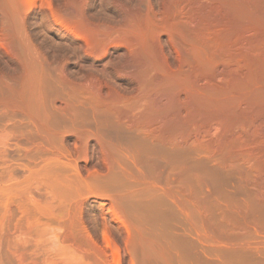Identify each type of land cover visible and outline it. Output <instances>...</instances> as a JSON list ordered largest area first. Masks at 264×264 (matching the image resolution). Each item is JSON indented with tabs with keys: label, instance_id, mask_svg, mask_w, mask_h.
<instances>
[{
	"label": "bare ground",
	"instance_id": "obj_1",
	"mask_svg": "<svg viewBox=\"0 0 264 264\" xmlns=\"http://www.w3.org/2000/svg\"><path fill=\"white\" fill-rule=\"evenodd\" d=\"M20 1L24 0H0V12L5 21L3 22L4 27H0V44L9 52L10 57L18 56L17 45L14 41L16 29L14 18L19 13L14 12L16 8L18 9V7H15L16 3ZM26 1L31 2V0ZM137 1L138 4L136 7L133 6L134 8H124V10L122 7L123 17L121 18L123 21L113 26H109L108 23H105L107 25H102V23L96 25V21L95 24H91L84 6L87 4L85 3L86 0H68V2L51 6V16L49 17L51 23L56 26L55 30L64 39L72 40L73 45L71 46H74V49L72 48L73 51L70 53L68 46L66 48L68 52L62 54L59 61L55 60L57 64L53 63L55 58H52L53 60H49V62L46 59V62L58 71L59 78L64 86V89H62L65 90L68 97L71 98L70 95L75 92L79 93L83 98L79 102H88L87 104H90L94 114H97L98 111L109 116L111 119L107 118L108 121L104 117L107 123L111 120L114 126L125 134L122 137L127 136L130 139V143L124 146L121 143L118 145L115 138V143L109 140L112 136L109 135V138L106 136L107 133L105 134L102 130L103 123H99V119L95 117V114L94 117L98 120H96L94 128L93 126L76 125L71 130L67 129L68 136L65 139L63 138L64 143L62 144L64 147L62 148V154H60L62 157L51 161L49 159L43 160L40 163L35 161L34 166L32 165L34 163H31L33 167L22 181L10 183L1 181L0 264H5L4 259L6 257L13 258L16 264H46V253L50 243L48 242L50 236L48 223L46 224L44 220L35 218L36 221H31L34 225L31 223L27 229L22 228V226L12 227L10 223L14 208L17 207L15 210L18 209L20 214H23L25 210H28L27 206L31 207V205H28L31 202L35 205L32 204L41 217H49L48 205L44 204L45 201L36 202L33 199L34 196L29 195L33 194L30 191L33 189L31 185L34 182H36V185L39 182L45 187H51L52 190L49 191L53 192L52 196L54 195L55 197H53L61 202L66 191L82 192V189L86 188L84 185L89 187L88 182L90 183L89 180L94 178L92 177V175L95 176L94 172L98 173L96 174L97 177L100 175L98 178L101 175L104 177L110 175L111 179L114 177L112 175H117V178L122 177L123 179L124 176L121 175L120 169L123 173L126 170L123 168L121 159H127L125 160L127 165L132 163L142 173V193H140L144 203L159 205L165 199L164 203L167 204L168 201V204L170 202L175 207H190L193 211L196 207L205 208L207 212L209 211L208 214H211L210 211L215 210V205H218L217 207L247 208L250 205L255 204L257 206L258 204L263 205L262 209L264 210V0ZM19 12L22 13L20 16L24 22L27 13L24 10ZM64 15L73 20L74 24L71 27L73 29H62L63 21L68 20L62 19ZM6 51L5 55L8 54ZM19 59L20 66H18L21 78L18 72L17 75L22 79V86L19 93H14L11 103L14 106L17 105L15 107L26 108L31 113L39 112L41 110L38 109V106H41L42 109L41 103H38L39 95H41V93H38L37 87L39 77L36 76V71L32 69L33 66L30 64L31 61L29 63V59L21 57ZM71 60L78 68L75 73L71 70ZM13 91L15 90L13 89ZM9 96L6 98H9ZM63 98L67 97L64 96ZM41 99L39 101H42ZM57 99L59 101L55 105L53 102L52 106L54 105L53 107H57L65 113L62 117L68 115L74 121L75 118H80L76 115L77 108L74 109L71 100H60V97ZM45 107H47V103ZM80 108L83 112L84 108L82 106ZM39 113L42 118H45V116H42V111ZM87 116L89 115H83V122L88 119ZM89 118L87 122L92 121L91 114ZM92 122L91 124H93ZM75 123L77 122L73 124ZM109 124L111 125V123ZM42 127L40 134L42 133ZM48 129H46V133ZM70 131L74 140L73 143L69 142ZM46 133L45 135H49ZM55 134L58 137L59 134ZM41 136L43 137V135ZM56 136H54L55 139ZM62 136L63 134L59 136L60 138L58 137L61 141ZM127 137L125 138L128 142ZM117 140L122 142L121 137ZM57 145L59 146V141ZM57 145L55 144V146ZM57 155L55 154L56 157ZM52 156L55 157L53 154ZM42 157L46 156L42 155ZM95 157L100 158L102 163L98 165V168L93 166V163L94 168L91 166V171L94 169V172H91V174L88 164ZM33 158L39 161L38 156H33ZM29 160L31 161V156L28 157ZM78 161H82L83 164L78 163ZM28 163L26 162V164ZM133 165L129 170L135 169ZM56 166L57 168L63 166L77 171L76 175L80 184L71 175L59 172ZM128 166L131 167V165ZM117 167L120 174L116 172ZM87 173L91 175L88 176ZM134 175L138 177L139 174L137 172ZM222 175L227 176L225 178L228 181L223 178L227 182L223 179V181H219ZM98 178H96L97 181L94 180L97 185L98 182L102 183L108 180L101 178L100 180H103L101 182L98 181ZM231 178H235V184L238 183V187L240 186L247 194L242 191H240L242 194H238L237 191L240 187L237 189V186H234V189H237L235 195H233L234 191L232 189L233 192L230 191L232 194L230 192L224 194L229 195L230 193L231 197L232 195L235 197L237 194L238 196L245 195V197L241 198L239 196V199L237 197L231 199L228 196V199H224V197L222 198L223 193L222 196L216 195L215 186L218 191L219 189L225 191L224 188H221L222 185L218 186L216 183H229ZM127 180H125L127 183L120 181L119 183L122 184H119V187L129 184ZM92 181L90 184L95 187ZM110 183L114 184V182H109L108 186L111 185ZM231 183L226 184V186H230ZM223 185L222 187H225V183ZM135 186H138V184ZM116 187L118 188L117 185L113 188ZM230 187H233V185L231 184ZM223 191L221 190V192ZM41 193L43 192L41 191ZM35 199L37 200V198ZM168 204L165 206L168 207L170 205ZM207 206H212L213 209L209 208L207 210ZM256 206L254 210H256V213H260L261 211H257ZM192 207H195V209H192ZM261 207L258 206L259 210ZM219 209L222 210L219 211V217L221 212L222 215L226 214H223V208ZM235 210L230 209L232 212ZM245 210L243 209L242 213ZM216 211L218 212V210ZM203 212L202 214L199 212L200 219L209 221V215ZM236 212L238 214V211ZM233 213L230 215L240 217V221L245 217L243 216L241 220V216ZM216 215V213L212 214V217L210 215V220L214 217L217 219ZM253 216H256V214ZM263 216H258L260 221L256 218L261 224ZM16 217L17 219L19 217L22 224L28 218ZM16 217L15 220L17 221ZM221 217L222 220L228 218ZM232 218L235 219V217ZM237 218L235 220L239 223L240 221ZM29 219H26L28 223ZM234 219H231V221ZM37 220L38 226L35 225ZM257 220H254L256 226H258ZM214 222L215 220H213V224ZM208 224H211V222ZM32 225L37 226V230L35 229L37 233L34 231L33 236H36H34L35 239L30 236L35 241L32 242L31 240V243L27 239V235L31 234L32 228L30 227ZM55 227L57 226L55 225ZM50 229L52 228L50 227ZM208 229L210 228L208 227ZM262 230L264 232V229ZM215 231L217 232V229ZM28 242L33 245L30 246V244H27ZM52 242L54 241L52 240ZM59 242L61 241L59 240ZM55 246H58V243ZM61 246L62 244L59 243V248ZM28 256L35 257L28 258Z\"/></svg>",
	"mask_w": 264,
	"mask_h": 264
},
{
	"label": "rangeland",
	"instance_id": "obj_2",
	"mask_svg": "<svg viewBox=\"0 0 264 264\" xmlns=\"http://www.w3.org/2000/svg\"><path fill=\"white\" fill-rule=\"evenodd\" d=\"M119 1L123 2L122 3L123 6ZM128 1L131 2L130 5ZM135 1L133 2V0L132 1L131 0H86L85 3L87 4L84 6H85L86 11L88 12L87 18L90 17L88 20L91 24L92 23L95 24V21H96V25L98 24L101 25V23L102 25H104L105 23H108L109 26H113V25H118L119 24L118 22L123 21L121 17H123L124 8L130 9V7L134 8L133 6L135 7L137 6L138 1L137 2ZM62 2H68V0L66 1L65 0H31V2L24 0L22 2L20 1L19 3H16L15 7H18V9L16 8L17 10L15 9L14 13L18 12L19 14L18 15L14 14L15 15L14 23L16 25L14 41L17 45L16 50H17L18 56L10 57L9 52L6 51L5 47L0 44V49H1L0 50L1 51L0 53V163H1L0 164V168H1L0 182L3 181L4 183L6 181L10 183L13 181H19V180L22 181L29 174V170L36 164V162L40 163L43 160H48V159L51 161V160H55L56 158L58 159L62 157L60 154H62V148L64 147V145L62 144L64 143L63 138L65 139V137L68 136L67 135L68 133L66 131H68L69 129L71 130V128L75 127L76 125L89 126V127L93 126L94 128V126L96 125V120L99 119V123L100 124L103 123L102 130L105 134L107 133L106 136L108 138H109V135L112 136L111 138H109V140H111L112 142L116 140L118 145L121 143L124 146H127L130 143V139L127 136H124L123 138L122 136L124 133L120 131L119 128L115 127L111 120H109L110 121L109 123H111L112 126L109 123H107L108 121L107 118H110L109 116L97 111V114L95 113L96 114L95 117L98 119H95L94 117L95 114L93 113V110L90 104H87L88 102L86 101H84L86 103L81 102L82 101L81 99L83 98L81 97L79 93L78 94L76 92L74 94L71 93L73 94V95H70L71 98L68 97L65 90H63L64 86L59 78L58 71L54 68V66H50L48 63L49 60H53L52 58H55L53 60L54 61L53 63L57 64L56 61H59L60 56L66 53L67 51L66 48L68 46H69L68 51L70 53H72L71 51H73L74 49L73 48L74 46H71L73 45L72 40L64 39L63 36L55 30L56 26L51 23V19L49 18L51 16V13H50L51 6L59 5L60 3L62 4ZM120 4H121V7H120ZM127 5H129V7H127ZM18 10L19 11L22 10V12L24 10V12L27 13L26 20L24 22L21 20V16H20V14L22 15V13L19 12ZM1 15L2 14L0 12V23L2 22V24H0V27H4L3 25V22H5L3 19L4 16L3 15L1 16ZM66 17L65 15L64 17L62 16V19H66V20L68 19L67 21L62 20L64 23L62 26V29H70L74 24L72 22L73 20L70 17L69 18L68 17L66 18ZM68 21L72 23H69ZM114 22H116V24H114ZM66 23L68 24L66 25ZM70 24L71 26H69ZM64 25L66 26L64 27ZM5 51L8 52L9 54L8 57H7L8 55L7 53L5 55ZM20 57L26 58L27 60L29 59L28 60L29 63L31 61L30 64L31 66H33L32 69L36 71L35 72L37 74L36 76L39 77L37 79V81H39V85L37 83L38 93L39 94L41 93V95L43 92L44 93L42 96L39 95V97L42 98L41 99L42 101H39L40 99L39 98L38 103L39 102L41 103L42 109H41V106H38V109H40L43 112L42 116H45V118L41 117V114L39 113L41 111H39L38 109L37 110L39 112L36 111L37 113L36 112L31 113L26 108H23L21 106L15 107L17 105L14 106V104L11 103L14 93L16 92L19 93L21 91V86H22L21 84L22 79H20L21 76L19 75L20 74L19 73V66H20L19 58ZM46 59L48 60V62H46L47 61ZM71 62H72L71 70H73L75 73L76 71H78V68L76 67V65L74 64L72 60ZM49 68H50V71H49ZM17 72L20 78L17 75ZM58 82L61 84H59ZM13 89L15 91H13ZM11 91L13 92V94ZM9 95L12 97H10ZM62 95H64L67 98H63L64 96ZM7 96H9V98H6ZM59 97L61 98L60 100L62 99H68L69 101L71 100L72 101L71 103H73L74 109L77 108L76 115L80 116V118L77 117L78 119L75 118V121H74L68 115H66V117H62L63 114L65 113L62 112L60 109H57V107H53L55 103L59 101V99H57ZM54 99H57V100H54ZM79 100L81 101L79 102ZM53 102H54V105L52 106ZM46 103H47V107L49 106L48 108L50 109V111L47 107H45ZM78 105H81L84 108L83 112L85 114L82 112L81 110L82 108H80L81 106H78ZM10 106H14V107L11 108ZM82 113L84 116L89 115L87 116L88 119H90L89 117L91 114L92 121L93 120L94 121L87 122L88 121L87 119L85 120V122H83L84 117ZM38 114H39V117H38ZM46 115L47 116L49 115V116L47 117ZM104 117H106L107 121L105 120ZM36 122L37 123L39 122V123L37 124ZM74 122H77V123L73 124ZM91 122L93 124H91ZM36 124L38 127L36 126ZM68 126L70 127L68 128ZM104 126L105 128L107 127V129H105ZM41 127H42V133L40 134ZM49 127L50 129H48ZM54 127H55V130H54ZM46 129H48L47 133H46ZM44 132L49 135H45ZM55 133H57V135L59 134L58 137L63 134L64 137L63 136L61 137L62 141L58 139ZM41 135H43V137ZM53 135L56 136L57 138L55 139ZM71 136L72 135L70 131L69 142L73 143L74 140H73V137ZM116 137L117 138L121 137L122 142L121 141L119 142L118 141L119 139L117 140ZM125 137H127V139L129 140L128 142ZM58 141H59V146L57 145ZM53 142L57 146H55ZM47 143H48V146H47ZM61 144H62V147L60 146ZM56 148L58 151L56 150ZM54 153L56 155L58 154L57 157L55 156ZM52 154L55 157H53ZM42 155L46 157L43 158ZM30 156H31V161L30 160L28 161V157ZM33 156H38L39 161L35 160ZM40 156L42 157V159ZM97 158L98 157H95L94 160L92 162H89L90 164H88L90 173L94 172V169L91 171V169L94 168L93 166L98 168V165L102 163L101 159L100 158L97 159ZM125 160L121 159L123 168L127 171V173L126 171L123 173L122 170L120 169L121 175L124 176L123 179L122 177L117 178V175H112V174H111L112 176L114 177L116 176V177L115 178L112 177L110 179L111 177L110 175H109L110 177L109 176L104 177L101 175V177L98 178L100 175L97 177L96 174L98 173L94 172L96 178H98V181L102 182L103 180H100L101 178L104 180L108 179L107 181H103L105 183L102 182L103 186H102V183L100 182H98L99 183L98 185H97V182L95 184V181H97V179L95 178V176L92 175V177L94 178L91 180L93 181L95 180L94 182L92 181V184L93 185L95 184V187L91 186L90 184L91 180H89L90 181V183L88 182L89 187L83 184L84 187L86 188H83L82 192L72 191L74 192L72 193L71 191H66L64 194L65 196L62 199L63 201L61 200L62 203L59 201V199H55L54 195H53L54 197L52 196L53 192L49 191V190H52L51 187H45L39 182L36 185L35 184L36 182H34L31 185L33 187L32 189L33 192L30 191V187H29V191L33 194H29V195L30 196L33 195L34 196L33 199L36 202L45 201L44 204L46 203L45 205H48L47 208L49 210L48 211L49 217L48 216H46L47 218L41 217L38 211L36 210V208L34 209V207L32 206L33 203L31 202V203H28V205H31V207L30 206H29L30 208L28 206L26 207L30 211L25 210L23 214H20V210L18 209L15 210V208L17 207L14 208V211H13L14 220L13 218H10V223L12 227L22 226V228L27 229L31 225L32 223L31 221H36V219H39V220L42 219L46 222V224L48 223L47 225H49L48 231L50 235L48 238L49 239L48 242H50L48 247L50 250L49 249L48 250L50 251V253L47 250L46 264H264V232H262L263 231L262 229H264V224H263L264 221H262L264 220V216H263L264 210L262 209L263 205H258V204L257 206L255 204L250 205L249 206L250 209L253 208L251 210L249 209V207L247 208H236L234 206L217 207L218 205H215L214 207L215 210H212L213 209L212 206H209V207L207 206L208 207V208L206 207L207 210L209 208L210 209L212 208L211 209L212 211H210L211 214H208L209 211L207 212L205 208L202 209V208L196 207L195 209V207H192V209H195L194 210L195 212H194L193 210L190 209V207L182 208L180 206H176L177 207L176 208L174 204L172 205V203L169 202V204L171 205L170 206L168 204V201L166 200L167 204L169 205L167 207L165 206L167 204L164 203L165 199L161 201L164 203V204L160 203L161 205L160 204L157 205L156 203L148 204V202H145L146 203L145 204L142 200V195H141L142 193V186H141L142 173L139 172V169L135 167L132 163L128 164V165H131V167H129L127 165V161ZM26 162L27 163L29 162V163L26 164ZM18 163L19 164L22 163V164L19 165ZM31 163H34L32 164L33 166L31 165ZM78 163L83 164L82 161H78ZM132 165L137 171L134 168H133L134 170H129V168H132ZM57 170L61 172L62 174H64L65 172V174L71 175V177H74V179H76L75 181L77 183L79 182L78 181L79 179L77 178L78 176L76 175L77 171H75L74 169H71V168L68 169L66 167L59 166ZM116 172L119 173L118 167H117ZM116 172L115 173L113 172V173L117 174ZM137 172L139 174L138 177L134 175V174H137ZM91 174H89L88 176H90ZM121 175H118V176H121ZM133 176L135 177L133 178ZM222 176L220 177L221 180L219 181H223L224 179L227 180V178H225L227 176H224V177ZM126 177L128 178V180ZM232 178L230 179L232 183L230 181L229 183H231L233 187H230L231 184L230 186H226V184L229 185V183H226L228 180L227 181L224 180L226 182L216 183V185L218 184V186L219 185L224 186L223 184L225 183V187L221 186V188H224L225 191H223V189H219L218 191L217 187L215 186V192L217 196H220L222 193L224 194L225 192L227 193L230 191L231 192L234 191L233 195H235L236 190L240 186L238 187L239 184L238 183L235 184L234 182L235 178L234 179ZM125 180H127L129 184H127L124 187H122L123 185L119 187L122 184L119 182L120 181L125 182ZM136 180L140 183V186H139V183H135L137 182ZM109 182H112V183L114 182V184L110 183L111 185L108 186ZM136 184H138V186H135ZM113 185L114 186L117 185L118 188L117 187L113 188L114 187ZM37 186L39 190L37 189ZM234 186H237V189H234ZM92 188H95V189H92ZM138 188H140L141 190ZM241 189H242L241 187L238 189L237 191L238 194H242V192H245L243 189L242 190ZM221 190L223 192H221ZM41 191L43 193H41ZM230 193L229 195L224 194V196L222 195L221 196L222 198L224 197V199H228V196H230ZM238 194L235 197L232 195L233 199L236 197L238 198L239 196L241 198L245 197V195L238 196ZM232 197L230 196L231 199ZM35 198H37V200ZM118 198L120 199L118 200ZM58 201L60 202V204ZM119 201L121 202L119 203ZM105 202L107 203L105 204ZM255 206L257 208V211H261L260 213L259 212L256 213V210H254ZM258 206L260 207L262 206L260 210ZM53 207H56V208H53ZM219 208H223V212H224L223 214L226 213L225 215H222V212H221V216L223 217L224 216L228 217L231 213L233 212L235 213L236 211H238V214L237 212L235 214H237L238 216H241V220L243 216H245L242 220L243 222L240 221V217L237 218V216L234 213L233 214L235 216L230 215V217H228L227 219L220 216L221 218H223V220L220 219L218 214L220 213L219 211L221 209ZM231 208L233 210L235 209L236 210L232 212L230 211ZM184 209L186 210L184 211ZM240 209L242 210L246 209L247 211L253 210V211L250 212L249 214H246L249 211L247 212L245 210V212L243 211L244 213H242V210ZM56 210L57 212L58 211L59 212L57 213ZM216 210H218V212ZM239 210L241 211V213L239 212ZM32 211H34L35 213ZM201 211L202 212L204 211L206 212L207 215H209V221H204L203 219H200L201 217H200L199 212L202 214ZM54 213L55 214L57 213L59 215L57 216V214L55 215ZM215 213L218 215V216L216 215V217L218 218L216 219L214 217L212 220H210L212 217V214L214 215ZM228 213L230 214L228 215ZM35 214L37 215L35 216ZM183 214L186 215L187 217H185ZM244 214L250 216L251 218L249 217V219H251V221H249V219L247 220L248 216ZM254 214H256V216L252 217V215ZM261 215L263 216L262 217L263 219L261 218L263 228H262V224L259 222L260 219L258 218V216H261ZM16 216H20V218H23V219L26 217H28L26 219L30 218L29 223L27 222L26 219L23 221L24 224H22V222L20 223L21 220H19V217L17 219ZM15 217L17 221L19 220L18 222L15 220ZM232 217H235V219L237 218L238 221L240 222L238 223L237 220H235ZM254 217L255 219H253ZM45 218L47 219V221L45 220ZM256 218H258L259 221ZM231 219H234L235 222L234 220L231 221ZM213 220H215L214 224H213ZM228 220H230L229 223H228ZM254 220H257L258 226L255 225ZM210 222L211 224H208ZM57 223L58 225H60L59 227ZM204 223L208 225H205ZM243 223H245L246 225L245 224L243 225ZM37 224H38V220L35 225ZM54 224L58 228L55 227ZM32 226L30 227L34 229V230L31 229L32 235L31 234H28L29 236L27 235V239L30 240L29 242H31L32 240L30 236H33V234H35L38 225L33 226V227ZM53 226L55 227L57 232ZM207 226L212 230L208 229ZM50 227L52 229H50ZM216 229H217V232L215 231ZM50 231L51 232L54 231V232L51 233ZM54 237H55V240H58V241H55ZM243 239H245L246 241ZM52 240L54 242H52ZM59 240L61 242H59ZM29 242L27 244H30L31 246L33 245L31 243L35 241L32 240L31 243ZM57 243H58V246H55ZM59 243L62 244L61 246L62 248L61 247L59 248ZM236 245L237 247H235ZM51 246H53V248H51ZM35 256L39 257L38 255H35ZM35 256H31V257L28 256V258H34ZM47 256H49V258H47ZM4 263L5 264H16L13 258H7V257L4 259Z\"/></svg>",
	"mask_w": 264,
	"mask_h": 264
}]
</instances>
